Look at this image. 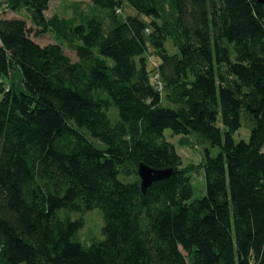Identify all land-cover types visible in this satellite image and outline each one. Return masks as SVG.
<instances>
[{
	"label": "trees",
	"instance_id": "trees-1",
	"mask_svg": "<svg viewBox=\"0 0 264 264\" xmlns=\"http://www.w3.org/2000/svg\"><path fill=\"white\" fill-rule=\"evenodd\" d=\"M50 1L0 0L20 16L0 18V264H264V7L90 0L65 19ZM165 130L218 153L182 167ZM139 164L171 175L143 194ZM93 209L103 239L83 246L58 213Z\"/></svg>",
	"mask_w": 264,
	"mask_h": 264
},
{
	"label": "rangeland",
	"instance_id": "rangeland-1",
	"mask_svg": "<svg viewBox=\"0 0 264 264\" xmlns=\"http://www.w3.org/2000/svg\"><path fill=\"white\" fill-rule=\"evenodd\" d=\"M91 6L90 0H51L48 4V9L45 13L46 18L56 15L61 18L70 19L74 18L73 8L78 7V10L83 14H87ZM20 16L5 11H0V18H19ZM126 17H138L141 21L147 22L148 18L138 15L127 3L123 2L120 8L119 20L123 21ZM31 39L38 45L44 46L47 44L55 43V39L52 35H44L42 37H31ZM64 54L70 58L72 62L76 61L75 55L72 51L68 50L65 46ZM148 70H152L158 60L151 53V49L148 51ZM172 52V51H171ZM114 111V110H113ZM110 121L113 123L117 119V113L115 111V116L109 115ZM220 128L221 125L218 123ZM165 139L174 146L176 154L181 160V166L185 167L189 164L198 165L204 158V153L207 150L211 157H214L218 153L217 148H212L207 142L202 141V139L194 132H190L186 137L191 142V145L180 146L178 141L179 136L172 135L170 130L164 131ZM249 137L248 129L241 127L233 135L234 141H247ZM264 151V147H263ZM190 183L192 186V196L189 202L201 199L205 194V183L202 171L189 174ZM130 182V179L122 178ZM60 218L68 217L71 221H80L82 223L81 229L77 233V239L79 243L83 246H88L92 242L100 241L103 239L101 229L103 225L102 213L99 209H93L85 212H72L66 213L60 211L58 213Z\"/></svg>",
	"mask_w": 264,
	"mask_h": 264
},
{
	"label": "water",
	"instance_id": "water-1",
	"mask_svg": "<svg viewBox=\"0 0 264 264\" xmlns=\"http://www.w3.org/2000/svg\"><path fill=\"white\" fill-rule=\"evenodd\" d=\"M255 1L264 7V0ZM170 175V170H154L143 164H139L137 169V177L140 181V188L143 194H145L147 188L150 187L151 184L162 181Z\"/></svg>",
	"mask_w": 264,
	"mask_h": 264
},
{
	"label": "built area",
	"instance_id": "built-area-1",
	"mask_svg": "<svg viewBox=\"0 0 264 264\" xmlns=\"http://www.w3.org/2000/svg\"><path fill=\"white\" fill-rule=\"evenodd\" d=\"M116 13L119 14L120 10H117ZM151 81L155 84V87L157 88V90H161V85L158 81V75H153L151 77Z\"/></svg>",
	"mask_w": 264,
	"mask_h": 264
}]
</instances>
